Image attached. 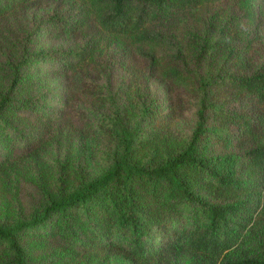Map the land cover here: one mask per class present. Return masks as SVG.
Here are the masks:
<instances>
[{
  "label": "rangeland",
  "instance_id": "obj_1",
  "mask_svg": "<svg viewBox=\"0 0 264 264\" xmlns=\"http://www.w3.org/2000/svg\"><path fill=\"white\" fill-rule=\"evenodd\" d=\"M80 2L32 0L0 17V101L6 95L9 98L0 110V223L38 217L47 194L72 191L124 157L137 166L166 163L185 150L196 128L202 96L164 80L128 39L104 37L82 63L64 55L99 37L92 23L71 26ZM256 4L255 22L244 25L236 18L242 10L232 2H219L165 15L154 29L183 50L179 64L196 69L200 78L249 76L264 68V0ZM191 18L192 31L185 28ZM204 42L210 47L192 59L190 48ZM16 73L17 83L11 89ZM205 104L207 129L196 144L199 157L241 154L264 136L263 115L249 96L225 84L215 85L209 88ZM235 114L251 119L254 134L240 128ZM239 168L243 175V165ZM183 174L203 198L234 200L204 173L184 170ZM249 197L259 203L251 223L236 244L211 259L215 264L240 258L264 261V177L258 195ZM62 222L54 216L43 229L20 234L30 264H198L209 260L174 245L139 260L130 252L128 235L112 239L111 225L94 203L68 212L72 232L67 237ZM9 259L1 245L0 264H9Z\"/></svg>",
  "mask_w": 264,
  "mask_h": 264
},
{
  "label": "trees",
  "instance_id": "obj_2",
  "mask_svg": "<svg viewBox=\"0 0 264 264\" xmlns=\"http://www.w3.org/2000/svg\"><path fill=\"white\" fill-rule=\"evenodd\" d=\"M30 1L0 0V17ZM219 2H232L243 11L242 15L236 16L240 24L255 22L257 0H81L71 26L81 28L92 23L97 27L99 37L64 55L82 63L92 55L104 37H124L139 47L140 57L147 61L150 69H158L164 80L188 94L202 96L198 102V122L185 150L166 163L154 167L137 166L124 157L103 174L72 191L47 194L38 217L18 219L8 225L0 223V246L3 245L9 252V264H30L26 248L20 240L22 232L41 230L54 216H59L63 220L62 233L67 237V233L72 232L68 212L89 203H94L95 210L110 223L114 241L128 235L130 252L139 260L149 258L167 245H174L206 255L210 260L198 264H215L211 259L219 257L238 242L259 207L258 201L255 203L249 195H258L260 180L264 177V136L241 154L224 153L208 158L198 156L196 144L207 129L205 100L212 86L225 84L249 96L260 109L264 121V68L249 76L229 74L214 77L208 74L200 78L196 69L179 64L183 50L165 40L154 29V24L165 15L207 8ZM194 24L191 18L185 28L192 31L191 25ZM204 44L190 48L192 59H198L202 51L210 47ZM17 79L16 73L11 89ZM8 99L7 95L2 98L0 110ZM234 119L246 134H254L249 117L246 120L235 114ZM240 164L244 167L243 175L239 174ZM184 170L204 173L225 196L234 200L213 202L203 198L183 174ZM219 264H264V261L240 258Z\"/></svg>",
  "mask_w": 264,
  "mask_h": 264
}]
</instances>
